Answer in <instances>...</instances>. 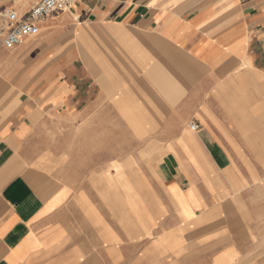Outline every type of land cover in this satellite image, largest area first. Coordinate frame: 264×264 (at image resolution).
<instances>
[{"label": "crops", "instance_id": "crops-1", "mask_svg": "<svg viewBox=\"0 0 264 264\" xmlns=\"http://www.w3.org/2000/svg\"><path fill=\"white\" fill-rule=\"evenodd\" d=\"M33 38L0 60V264H263L264 2L77 0Z\"/></svg>", "mask_w": 264, "mask_h": 264}, {"label": "built area", "instance_id": "built-area-1", "mask_svg": "<svg viewBox=\"0 0 264 264\" xmlns=\"http://www.w3.org/2000/svg\"><path fill=\"white\" fill-rule=\"evenodd\" d=\"M77 0H38L26 17L20 19L16 14L10 13L7 17V28L3 33L1 47L13 50L26 39L37 37L40 34V23L57 13L72 9ZM190 129L198 131L199 125L191 123Z\"/></svg>", "mask_w": 264, "mask_h": 264}, {"label": "rangeland", "instance_id": "rangeland-1", "mask_svg": "<svg viewBox=\"0 0 264 264\" xmlns=\"http://www.w3.org/2000/svg\"><path fill=\"white\" fill-rule=\"evenodd\" d=\"M260 1L264 2V0H260ZM10 13L16 14L20 19L24 18V16L20 15V13L18 11H16V10L6 9L2 13H0V49L2 48L1 47V41H2V37H3V33L5 32V30L7 28V17H8V15ZM32 39H36V38H32ZM35 43L38 44L37 42H35ZM13 51H14V49L13 50L2 51V52H5V53H4V55L2 54V56L0 57V60H4L6 62V64L17 60L15 56L9 55V53L13 52ZM256 151L258 152L259 150L256 149ZM262 193L263 194L260 197V201L262 203V207H263V210H264V191ZM262 219L263 220H262L261 231L260 232H261V237H262L261 249H262V259H263V264H264V212L262 213Z\"/></svg>", "mask_w": 264, "mask_h": 264}, {"label": "bare ground", "instance_id": "bare-ground-1", "mask_svg": "<svg viewBox=\"0 0 264 264\" xmlns=\"http://www.w3.org/2000/svg\"><path fill=\"white\" fill-rule=\"evenodd\" d=\"M23 68V67H22ZM264 146V145H263ZM258 150H259V148H258ZM260 151V150H259Z\"/></svg>", "mask_w": 264, "mask_h": 264}]
</instances>
